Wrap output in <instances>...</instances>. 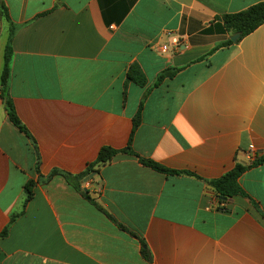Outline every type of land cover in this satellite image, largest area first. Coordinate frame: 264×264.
Listing matches in <instances>:
<instances>
[{
    "label": "crops",
    "instance_id": "obj_1",
    "mask_svg": "<svg viewBox=\"0 0 264 264\" xmlns=\"http://www.w3.org/2000/svg\"><path fill=\"white\" fill-rule=\"evenodd\" d=\"M259 3L0 0V88L11 34L7 94L27 130L0 97V264H264V163L240 177L247 196L210 185L264 154V24L234 43L223 22ZM132 134L139 157L83 180L90 199L66 181Z\"/></svg>",
    "mask_w": 264,
    "mask_h": 264
},
{
    "label": "trees",
    "instance_id": "obj_2",
    "mask_svg": "<svg viewBox=\"0 0 264 264\" xmlns=\"http://www.w3.org/2000/svg\"><path fill=\"white\" fill-rule=\"evenodd\" d=\"M3 9H4V16L6 17V19L10 20V17L7 14V10L4 7ZM223 22H224L225 30L228 31L229 33L235 34L239 32L242 34L241 38L238 40L240 41L244 36L252 33L258 27L264 24V3H259L257 5H254L249 9L237 14L226 15L223 17ZM11 36L12 35L10 34V38L8 39V42L6 44L5 53H4V64L1 73L0 97L5 102V106L8 112V117L10 122L14 124L20 131L27 134V130L21 124L20 119L16 113L14 104L7 94L9 79L11 75V61H12ZM228 43H232V42L228 41ZM173 74L174 73L171 71H166L159 76L158 81L166 77H171L173 76ZM127 80L128 82L129 81L134 82L139 86H144L147 82V78L139 65L131 66L127 74ZM141 121H142V115L140 109L133 119V126H134L133 134L140 125ZM133 134L130 138L129 145L126 150L120 152L110 147H103L100 150L96 161L90 164L83 173L76 176L70 174H63L66 181L70 185H72V187H74L76 190H80L85 197L90 199L89 193L84 192V190H81L80 188L81 182L83 180L88 178L92 173L99 172L101 166H104L105 164L111 162L113 158L119 153H127L139 157L131 149ZM140 162L144 166L149 167L152 170L162 173L164 175H178L183 173L182 171L168 169L162 166L160 163L153 160L140 158ZM261 163H264V154L250 164H241V163L236 164V166L232 170L225 173L222 177L211 181L210 185L216 192L217 197L222 200H226L234 196H247L239 183V179L249 168L259 165ZM34 185H35L34 181H29L25 186L26 200L24 203V207L33 198ZM121 227L125 229V227L123 226ZM8 230H9L8 227L4 229V231L0 234V237H5L8 234ZM142 245H143V254L149 260L150 253L148 249L145 247L146 246L145 242L142 241Z\"/></svg>",
    "mask_w": 264,
    "mask_h": 264
},
{
    "label": "water",
    "instance_id": "obj_3",
    "mask_svg": "<svg viewBox=\"0 0 264 264\" xmlns=\"http://www.w3.org/2000/svg\"><path fill=\"white\" fill-rule=\"evenodd\" d=\"M242 34L241 33H235L232 37H231V41L236 43L240 38H241ZM97 175V172L92 173L88 178L85 179V182L89 181L90 179L94 178ZM86 192V190H85Z\"/></svg>",
    "mask_w": 264,
    "mask_h": 264
},
{
    "label": "built area",
    "instance_id": "obj_4",
    "mask_svg": "<svg viewBox=\"0 0 264 264\" xmlns=\"http://www.w3.org/2000/svg\"><path fill=\"white\" fill-rule=\"evenodd\" d=\"M162 51H163V52H166V51H168V48H167L166 46H163V47H162ZM89 183H90V181H87L85 184L88 186Z\"/></svg>",
    "mask_w": 264,
    "mask_h": 264
}]
</instances>
